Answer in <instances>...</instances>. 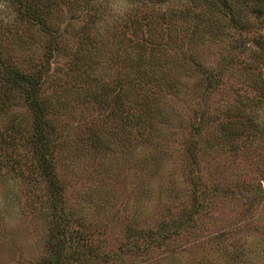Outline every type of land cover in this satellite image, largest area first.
<instances>
[{
    "label": "rangeland",
    "instance_id": "rangeland-1",
    "mask_svg": "<svg viewBox=\"0 0 264 264\" xmlns=\"http://www.w3.org/2000/svg\"><path fill=\"white\" fill-rule=\"evenodd\" d=\"M28 2L0 49L41 82L58 193L13 92L0 264H264V0Z\"/></svg>",
    "mask_w": 264,
    "mask_h": 264
},
{
    "label": "trees",
    "instance_id": "trees-1",
    "mask_svg": "<svg viewBox=\"0 0 264 264\" xmlns=\"http://www.w3.org/2000/svg\"><path fill=\"white\" fill-rule=\"evenodd\" d=\"M16 6L19 15L26 16L30 19L42 20L44 16V5L41 9L33 7L30 9L28 0H12ZM44 22V19L42 20ZM8 57L1 55L0 49V117L6 114L13 107L10 102V96L13 92H20L31 113V130L30 141L36 147L41 163V174L48 182L55 198L58 193V183L52 167L49 163L47 152L48 133L52 129L48 116L49 106L41 96V82L35 72L22 71L11 65L7 60ZM7 60V61H6ZM140 75L146 74L139 72ZM129 81V79H127ZM127 82V81H126ZM130 83V81H129ZM10 113V112H8ZM13 133H22L24 129L16 122L11 126ZM50 153V152H49ZM57 189V190H56Z\"/></svg>",
    "mask_w": 264,
    "mask_h": 264
}]
</instances>
